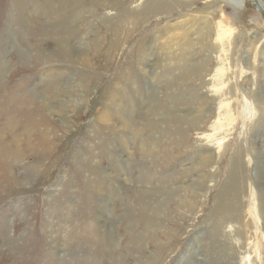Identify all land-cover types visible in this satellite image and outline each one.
I'll use <instances>...</instances> for the list:
<instances>
[{"label": "rangeland", "instance_id": "374dc122", "mask_svg": "<svg viewBox=\"0 0 264 264\" xmlns=\"http://www.w3.org/2000/svg\"><path fill=\"white\" fill-rule=\"evenodd\" d=\"M163 2V11L135 16L131 12L153 0H0V264H195L194 238L201 246L196 264H215L210 226L219 219L213 211L233 169L241 189L238 205L220 222L227 258L220 264H264V178L254 174L256 165L264 166L262 158L260 164L254 159L264 149V0ZM73 4L84 21L72 33L84 34L92 70L58 44L65 32L61 18ZM123 19L125 31L115 37ZM224 25L231 34L222 44ZM168 35L174 36L172 50L163 47ZM144 37L158 73L162 121L151 137L154 111L142 120L154 107L155 97H149L153 101L142 103L134 120L136 127L148 124L146 130L132 135L130 152L123 153L118 133L110 130L123 117L108 99L123 87L134 108L133 82L144 84L133 78ZM78 44L72 41L74 48ZM186 48L194 54V70L166 72L165 64ZM178 92L187 102H174ZM200 106L205 113L192 123ZM102 112L110 127L99 121ZM152 145L153 155L144 158L141 150ZM116 153L125 164L119 166Z\"/></svg>", "mask_w": 264, "mask_h": 264}, {"label": "bare ground", "instance_id": "6f19581e", "mask_svg": "<svg viewBox=\"0 0 264 264\" xmlns=\"http://www.w3.org/2000/svg\"><path fill=\"white\" fill-rule=\"evenodd\" d=\"M107 1H109V0H107ZM145 1V0H144ZM170 1V0H169ZM172 1V0H171ZM15 2H18L19 3V0H15ZM178 2V1H177ZM180 2V1H179ZM13 3H14V0H13ZM110 3V2H109ZM234 3V2H233ZM173 4V3H172ZM258 4V3H257ZM79 5V4H78ZM77 4H73V5H70V7H68L67 8V11H66V13H65V15L64 16H62V18H61V20H63V23H64V25L63 26H65V32H63V36H59V38H57L58 39V44H59V46H64L65 48H67V49H69L70 51H72L76 56H77V59H78V61L80 62V63H82V64H86V66H88V68L89 69H91V68H94L93 66H90L89 65V63H88V59L87 58H85V56H86V54H87V47H86V44H87V40H86V38H85V36H84V34L83 35H79V33H72V31L75 29V30H78V28H79V25L82 23V21H84V20H82V12H81V10L79 9V6H78ZM168 6H170L169 4H168ZM260 6V5H259ZM167 7V3L166 2H163V0H153V4L151 5V6H149V7H145L142 11H133V12H131L133 15H135V16H140L142 13H143V11H146V10H153V9H155V11L157 10H161V11H163L165 8ZM262 7L264 8V3L262 4ZM124 8V7H123ZM171 8V7H170ZM168 11V10H167ZM213 11V10H212ZM84 13V12H83ZM20 14V13H19ZM123 14V13H122ZM12 15V14H11ZM144 15V14H143ZM142 15V16H143ZM13 16V15H12ZM12 16H11V18H12ZM20 16H22V15H20ZM24 16H25V14H24ZM84 16V15H83ZM131 16V15H130ZM129 16V17H130ZM14 17H17V15L16 16H14ZM107 17H110V15H107ZM22 18V17H21ZM205 18V17H204ZM20 19V18H19ZM11 20V19H10ZM22 20H24V19H22ZM137 20L138 19H134V23H138L137 22ZM106 21V20H105ZM13 22V21H12ZM229 22V21H228ZM14 23H16V22H14ZM170 23V22H169ZM13 24V23H12ZM17 24V23H16ZM19 24V23H18ZM106 24L107 25H109L107 22H106ZM130 24V23H129ZM21 25V24H20ZM27 25V24H26ZM126 25V21L123 19L122 20V22H119L118 23V26H116L115 25V27H117V29H115L114 30V34H115V37L119 34H122V33H124V31H125V29H124V26ZM193 25H194V23H193ZM17 27V26H16ZM21 27V26H20ZM48 27H50V25L48 26ZM52 27V26H51ZM107 27V26H106ZM109 27H110V25H109ZM109 27H107V28H109ZM16 29V28H15ZM49 30H50V28H48ZM112 29V28H111ZM18 30H20V29H18ZM17 30V31H18ZM221 31L220 32H218L219 34H218V43H224L225 44V42L226 41H228L227 39H228V37H230V34H231V28L229 27V26H226V25H224V26H221V29H220ZM25 31V30H24ZM194 31V30H193ZM193 31H191V32H193ZM197 31V30H196ZM109 32V31H108ZM127 32V31H126ZM16 33V35H18L19 33L18 32H15ZM111 33H112V30H111ZM192 34V33H191ZM74 36L75 38L74 39H72L71 41H70V39H71V36ZM177 35V34H176ZM121 36V35H120ZM192 36V35H191ZM174 36H169L168 35V38H166V41L163 43V47L164 48H167L168 50L169 49H174V47H175V43H174V38H173ZM73 38V37H72ZM98 38V37H97ZM101 38L103 39V37H100V40H101ZM125 38V37H124ZM77 40V39H79L80 40V45L78 46V48H74L73 46H72V41L73 40ZM189 39V38H188ZM102 41V40H101ZM147 39H146V37H144L143 38V41L141 42V44H140V47H139V61H140V65H141V67L139 68V70L136 72V74L134 75V77L133 78H137L138 77V79L139 78H142V79H144V84L142 85V87H140V85H138V84H136L135 83V81L136 80H134V82H133V87H132V91H133V93H134V99L133 100H135V105H134V108L132 107V109H129L128 108V106H129V104H128V106H127V103H126V101H125V96H124V89H123V87L121 88V89H118V94L117 93H111L110 94V98L108 99V100H110V102L108 103V105H110L111 107H113V108H115V109H113V110H117V112L119 111V112H121V113H119V116H120V114H121V117H123L122 119V121L123 122H121V126H119V127H116V128H111L110 127V125H109V123H110V117L108 116V114L107 113H105V112H102V114H100L99 115V121H101V123L102 124H108V125H106L107 127L109 126L110 127V130L112 131V132H117L118 133V136H116V134H115V136L117 137H115V141L117 142V145H118V148L120 147L121 149H122V151H123V153H125V152H130V151H128V148H129V146L131 145V143H130V141L132 140V139H130L131 137H132V135H141L142 133H143V130L145 129L146 130V125H148V127L147 128H151L153 131H152V136L151 137H153V132L155 131L156 132V130H157V132H158V128H159V124H160V120L161 119H159V117H160V115H158V85L157 86H155V84H154V79L155 78H158V73L157 74H155L154 73V70H153V68H154V58H152L151 57V55H150V53H148V49L145 47V45H146V43H147ZM168 41H170V42H168ZM188 42V41H187ZM85 44V45H84ZM100 44V43H99ZM98 44V45H99ZM105 44V43H104ZM110 44H112V42L110 43ZM117 44V43H116ZM191 44V43H190ZM97 45V46H98ZM174 45V46H173ZM109 46V45H108ZM114 46V45H113ZM113 46H110L109 48H108V50L106 51L107 52V55L109 56L113 51L111 50L112 48H113ZM76 47V46H75ZM103 47V46H102ZM187 47V46H186ZM180 48V47H179ZM182 48V47H181ZM1 49V48H0ZM60 49V48H59ZM107 49V48H106ZM188 51H184L183 50V54L182 55H180L181 57L179 58V59H177L176 58V60H172V61H169L168 63H166L165 64V67H164V69H166V72L168 71H173V72H177V71H181L182 69H186V70H194V65L192 66V62H193V59H191V56L192 55H194L193 54V52H191V50H189V48H186ZM170 50V51H171ZM1 51V50H0ZM90 51V50H89ZM95 51V50H94ZM169 51V52H170ZM96 52V51H95ZM98 52V51H97ZM174 52V51H173ZM85 55V56H84ZM91 55V54H90ZM94 55V54H93ZM97 56H98V54H96ZM154 55V54H153ZM4 57V56H3ZM1 58V57H0ZM49 58V57H48ZM135 58V57H134ZM172 59H175V58H172ZM169 60V59H168ZM167 60V61H168ZM2 63H3V61L2 60H0V68L3 66L2 65ZM138 64V63H137ZM164 66V65H163ZM81 69V68H80ZM83 69H85V68H83ZM92 70V69H91ZM190 70H189V72H190ZM223 70H222V68L220 69L219 68V70H218V74L220 73V72H222ZM60 72V71H59ZM131 72V71H130ZM194 72V71H193ZM92 73V72H91ZM122 73H123V71H122ZM134 73V72H133ZM47 74H49V73H47ZM172 74H174V73H172ZM220 74H223V73H220ZM44 76H46V75H44ZM43 76V78L45 79V77ZM188 76V75H187ZM125 76H123V74H122V76H121V78H124ZM84 78V77H83ZM126 78V77H125ZM131 79V78H130ZM165 79V78H164ZM217 79H218V81H219V85H217V93H219L220 94V92H221V88H220V84H221V78H220V76H218L217 77ZM41 80H43V79H41ZM51 80V79H50ZM159 79H157V81H158ZM46 81H48V80H46ZM125 81H129V79H126ZM41 82V81H40ZM56 82V81H55ZM127 83H129V82H127ZM58 84V83H57ZM217 84V83H216ZM38 85V83L36 84V87H34L35 89L38 87V88H40L39 87V85ZM61 85V84H60ZM117 85V84H116ZM40 86H42V85H40ZM48 87V86H47ZM70 87V86H69ZM139 88H141V89H139ZM263 88H264V86H263ZM129 89V88H128ZM142 91L143 92V94L141 93V95H137L136 93L138 92V91ZM216 90V89H215ZM73 91V90H72ZM117 92V91H116ZM182 92H183V90H182ZM182 92H178L177 94H180V96H178V95H176L175 94V97H174V102L175 103H179V102H182V100H184L185 102H187L186 101V98H185V96H186V94L185 95H183V93ZM263 93H264V89H263V91H262ZM140 93V92H139ZM185 93V92H184ZM186 93H187V95H190V93H189V90H186ZM150 97V99L152 98L153 100H154V97H155V100H154V107L153 106H146L147 107V112H146V114H143L142 115V120H143V118H144V116H146V115H148V113L149 112H153L154 114H153V117L151 116V119H150V121H148V124H146L145 125V123L144 122H142V123H144L143 125H141L142 126V128H143V126H146V127H144V129H142V128H140L139 126V128L138 127H136V125H135V121L134 120H136L135 118H136V116L138 115V113H139V110L141 109L140 108V106L142 105V103L144 104V102H146L147 100H149V101H147V103L148 104H151L150 102L151 101H153V100H150V99H148ZM187 97V96H186ZM189 97V96H188ZM44 101V100H43ZM45 101H46V98H45ZM49 101V100H48ZM53 102V101H52ZM48 103L49 102H44V107H45V109H49L48 107L50 106V105H48ZM129 103V102H128ZM147 103L145 104V105H147ZM223 103V102H222ZM132 103H130V105H131ZM176 105V104H175ZM174 105V106H175ZM109 106V107H110ZM159 106H161L162 107V104L161 105H159ZM223 106L224 107H226L227 105H225L224 103L221 105V108H223ZM111 107H110V109H111ZM142 107H144V106H142ZM117 108V109H116ZM176 109H177V106L175 107ZM199 108V107H198ZM227 108V107H226ZM109 109V108H108ZM107 109V110H108ZM143 109V108H142ZM141 109V113L140 114H142V112L144 111V109L142 110ZM151 109V110H150ZM153 109V110H152ZM228 109V108H227ZM178 110V109H177ZM180 110H182V109H180ZM245 110H247V109H245ZM57 111V110H56ZM62 111H64V110H61V112H57V113H61L62 114ZM161 111V110H160ZM195 111V110H194ZM225 111V110H224ZM110 111H108V113H109ZM111 112H113L112 110H111ZM110 112V113H111ZM226 112V111H225ZM114 113V112H113ZM113 113H111V114H113ZM194 113V112H193ZM196 113H199L197 116H195V118H192L193 120H190V118L189 117H187L186 115H184L183 117H181L182 119H186V120H190V121H192V123H195V122H197L199 119H201V116L202 115H204V113H205V111H204V107H201L200 106V108L198 109V111H196L195 112V114ZM227 113V112H226ZM159 114H160V112H159ZM60 115V114H59ZM194 115V114H193ZM62 116H64L63 114H62ZM118 116V115H117ZM118 116V117H119ZM165 116V115H164ZM262 116L264 117V109H263V113H262ZM261 116V117H262ZM121 117H119V118H121ZM199 117V118H198ZM181 119V120H182ZM113 121V120H112ZM162 121V120H161ZM118 122V121H117ZM141 123V124H142ZM179 125H180V122H179ZM104 126V125H103ZM102 127V126H101ZM160 128H161V125H160ZM3 129V128H2ZM102 129V128H101ZM109 129V128H108ZM107 130V129H106ZM106 130H105V132H106ZM102 132H103V130H101ZM107 131H109V130H107ZM154 132V133H155ZM107 134L109 133V132H106ZM105 135V134H104ZM103 135V136H104ZM111 134H108V137L110 136ZM140 135H139V137H140ZM151 135V134H150ZM155 135H156V133H155ZM154 135V136H155ZM14 136V135H13ZM208 136V135H207ZM16 137V136H15ZM150 137V138H151ZM209 137V136H208ZM137 138V137H136ZM142 138V137H141ZM141 138H140V140H141ZM145 138V137H144ZM149 138V137H148ZM149 138V139H150ZM154 138V137H153ZM152 138V139H153ZM19 139V138H18ZM105 140L107 139V137H105L104 138ZM111 139V138H110ZM109 139V140H110ZM149 139H148V141H149ZM12 141H13V139H11ZM108 140V141H109ZM138 140V139H137ZM145 140V139H144ZM16 141V139L14 140V142ZM107 141V142H108ZM112 141V140H111ZM136 141V140H135ZM142 141V140H141ZM151 141V140H150ZM149 141V142H150ZM1 142V141H0ZM18 142V141H17ZM113 142L114 141H112V144H113ZM144 142H146L147 144H148V142L145 140ZM153 142V141H152ZM157 141L155 140V143H156ZM4 143V142H3ZM5 143H9V141L8 142H5ZM19 143V142H18ZM155 143H153V144H155ZM12 144V143H11ZM140 144H141V142H140ZM143 144V143H142ZM0 145H4V144H0ZM8 145V144H7ZM112 146V145H111ZM145 146V145H144ZM150 146V145H149ZM153 146V145H152ZM1 147V146H0ZM4 147H5V145H4ZM13 147V144H12V146H11V148ZM113 147V146H112ZM111 147V148H112ZM114 147H116L117 148V146H114ZM143 147V146H142ZM148 147V146H147ZM147 147H144L141 151H142V155H143V157L144 156H149L150 154H152V151H151V149L153 150L154 149V146H153V148L152 147H149V148H147ZM7 148V147H6ZM10 148V147H9ZM8 148V149H9ZM10 148V149H11ZM116 148H113L114 150L116 149ZM131 148V147H130ZM129 148V149H130ZM147 148V149H146ZM2 149H3V147H2ZM13 149V148H12ZM12 149H11V151H12ZM6 150V149H5ZM13 150H15V147H14V149ZM110 150V149H109ZM2 151V150H1ZM11 151H9L10 153H11ZM15 151H17V150H15ZM14 151V152H15ZM20 151H22V150H20ZM111 151H112V149H111ZM154 151H155V149H154ZM7 152H8V150H7ZM6 152V153H7ZM13 152V151H12ZM18 152V151H17ZM16 152V153H17ZM108 153H109V155H110V152H107V155H108ZM154 153V152H153ZM5 154V153H4ZM8 154V153H7ZM6 154V156H8ZM12 154V153H11ZM15 154V153H14ZM18 154H19V152H18ZM17 154V155H18ZM254 154H255V151H254ZM13 155V154H12ZM16 155V154H15ZM15 155H13V156H15ZM16 155V156H17ZM21 155H22V153H21ZM24 155V154H23ZM108 155V156H109ZM112 155V154H111ZM116 155H117V153H116ZM119 155V154H118ZM117 155V156H118ZM153 155V154H152ZM256 156H254V159L257 161V164H260V162H259V158L261 159L262 158V161H263V158H264V149H261V151L260 152H256V154H255ZM17 157H20V156H17ZM78 157V156H77ZM111 157V156H110ZM129 157V156H128ZM141 158V160L142 159H144V158ZM8 158V157H7ZM132 157L130 156L128 159H129V161H130V159H131ZM21 159H22V157H21ZM115 159V158H114ZM114 159H113V162H116V161H114ZM235 160H234V164H235V166H238V163H239V159L237 158H234ZM8 160V159H7ZM14 160H15V158H14ZM17 160V159H16ZM18 160H20V158L18 159ZM17 160V161H18ZM77 160H80V159H77ZM110 160H112L111 158L110 159H108V161L110 162ZM118 160V164H119V166H121L122 164H125V161H124V158H121V156L119 155V158L117 159ZM140 160V159H139ZM126 161H128V160H126ZM262 161H261V164H264V163H262ZM16 162V161H15ZM83 162V161H82ZM112 162V161H111ZM130 163V162H129ZM12 164V163H11ZM14 164V163H13ZM110 164V163H109ZM260 166H257L256 165V167H255V171H254V174H255V178L257 177V175H258V173L259 174H262V175H258V177H260L261 179H263L264 178V166H261L260 168H259ZM116 168H117V166H116ZM123 170H124V168H123ZM123 170H121L120 171V173H123L122 171ZM263 170V171H262ZM119 171V170H118ZM117 173V172H116ZM119 173V172H118ZM126 174V173H125ZM107 175V174H106ZM119 175H121V174H119ZM111 176V175H110ZM107 177L108 176H106L105 178L107 179ZM113 178V177H112ZM112 178H109V180L111 179L112 180ZM114 179V178H113ZM147 179H149L148 177H146V179L145 180H147ZM258 179V178H257ZM103 180V179H102ZM240 177H239V172L236 170V169H233V172H231L230 173V176H229V182L226 184V186L224 187V189H223V192L224 193H221V194H219V196H218V202H217V204H216V208L214 209V211H213V213H215V215L214 216H212V217H215V216H217L219 219H215L214 221H215V224L214 225H212V226H210V231H211V237H212V240H213V249H212V256H213V259H214V262H215V264H220V259H221V262L222 263H224V261L225 260H227V258H226V254L224 253V252H226V250H222L223 248H224V246H225V243L224 242H222V243H220L219 241H220V237H221V234H222V228H221V226H220V222H222V220H225V219H227V218H229L230 217V212L231 211H234V209L236 208V206L238 205V197H239V192H240V189H241V183H240ZM103 182V181H102ZM113 182V181H112ZM148 182V181H147ZM167 182V181H166ZM255 182H257V180L255 181ZM99 184H101V183H99ZM110 184H111V181H110ZM148 184V183H147ZM97 185V184H96ZM113 185V184H112ZM165 185H166V183H165ZM147 187H149V186H147ZM95 188H96V186H95ZM99 188V187H98ZM101 188H102V186H101ZM112 188V187H111ZM102 189H104V188H102ZM101 189V190H102ZM116 189V188H115ZM148 189V188H147ZM159 189V188H158ZM98 190V189H97ZM100 190V189H99ZM98 190V191H99ZM146 190V189H145ZM151 190V189H150ZM113 191V190H112ZM116 191V190H115ZM110 192V191H109ZM145 192V191H144ZM146 193V192H145ZM155 193V192H154ZM115 194V193H114ZM144 194V193H143ZM146 194H151L152 196L153 195H156V193L155 194H153V191H152V193H149V192H147ZM227 194V197H225V195ZM145 195V194H144ZM168 195L170 196V197H172V198H174V196L176 195V192H175V190H174V188H171L170 190H169V192H168ZM146 196V195H145ZM148 196V195H147ZM101 197V196H100ZM150 197V196H149ZM101 198H103V197H101ZM151 198V197H150ZM171 198V199H172ZM104 199V198H103ZM103 202V201H102ZM104 202H105V200H104ZM105 204V203H104ZM146 207V206H145ZM199 237V236H198ZM143 239V237H139V239ZM136 241H137V239H136ZM193 244H194V248L195 249H191V256H192V259H191V261H193L194 260V263L196 264V263H198V260H199V256H198V253H200V249H201V246L199 245V240L198 239H196V238H194V240H193V242H192ZM217 247H219V248H217Z\"/></svg>", "mask_w": 264, "mask_h": 264}]
</instances>
